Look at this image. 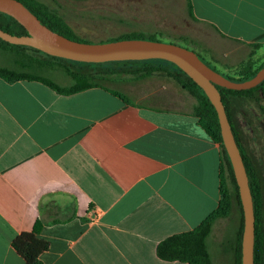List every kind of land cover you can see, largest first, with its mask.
Returning a JSON list of instances; mask_svg holds the SVG:
<instances>
[{
  "label": "crops",
  "instance_id": "1",
  "mask_svg": "<svg viewBox=\"0 0 264 264\" xmlns=\"http://www.w3.org/2000/svg\"><path fill=\"white\" fill-rule=\"evenodd\" d=\"M190 2L187 16L208 30L192 37L198 53L221 71L218 59L238 64L250 44L264 53V0ZM143 97L0 77V264H26L12 241L36 221L42 264H188L160 259L157 245L220 204V147L181 88Z\"/></svg>",
  "mask_w": 264,
  "mask_h": 264
},
{
  "label": "trees",
  "instance_id": "2",
  "mask_svg": "<svg viewBox=\"0 0 264 264\" xmlns=\"http://www.w3.org/2000/svg\"><path fill=\"white\" fill-rule=\"evenodd\" d=\"M18 1L51 30L70 39L81 41L57 9L49 7L39 0ZM186 10L188 16L196 20L192 13L190 0H186ZM0 28L16 35H25L27 33L25 28L13 17L2 12H0ZM127 38L130 37L124 35L112 38L110 41ZM249 46L250 50L247 58L238 64L237 78L224 75L216 69L214 70L235 81H243L253 77L264 65V61L258 62L254 59L255 49L261 47V45L250 44ZM0 50L6 53L11 61L8 65L0 64V77L2 79L7 82L19 80L37 81L48 86L56 93L64 95L92 87H100L119 97L123 102L131 103V100L125 94L117 89L108 87L103 82L117 80L124 74L135 78H142L157 71L165 72L172 76L185 91L194 97L193 116L196 117L198 124L209 137L219 144V178L222 198L217 208L196 227L186 232L173 234L162 240L157 245V255L164 261H179L188 264H213L207 240L217 219L226 216L230 210L236 209L239 215V222L230 249L233 255V264H241L243 212L232 167L222 143L217 113L204 91L184 71L174 63L158 58L105 62L75 61L46 54L31 46L10 44L2 39H0ZM197 55L200 57L199 53ZM54 70H60L68 78L69 82L61 84L54 80L49 75ZM216 87L220 93L227 119L248 176L255 215L254 264H264L263 179L259 168L245 154L240 145L239 135L241 130L234 119L242 101L259 103L264 99V80L254 87L242 90L228 89L218 85ZM40 230L41 224L36 221L29 232L19 234L12 241L13 248L26 264H42L38 256L47 249L49 243L39 238Z\"/></svg>",
  "mask_w": 264,
  "mask_h": 264
},
{
  "label": "rangeland",
  "instance_id": "3",
  "mask_svg": "<svg viewBox=\"0 0 264 264\" xmlns=\"http://www.w3.org/2000/svg\"><path fill=\"white\" fill-rule=\"evenodd\" d=\"M39 1L65 15L75 28L74 32L78 39L83 42L103 43L112 38L127 35L131 39L172 43L195 53L204 52V49L201 48V42L192 37L201 33L206 35L208 30L204 25L193 22L187 16L184 0ZM200 57L212 69L233 78L238 77L237 67L239 63L235 65L224 64V60L218 59L220 62L218 66L222 72L217 65L206 60L202 55ZM255 57L254 59L258 62L264 61V53L259 58ZM10 63L8 55L0 50V64L8 65ZM49 75L61 84L69 82L60 70L51 71ZM167 83L184 90L172 76L160 71L142 78L124 74L117 80L103 82L108 87L119 90L135 103L144 102L143 96L147 90ZM185 92L189 94L187 91ZM190 96L195 103L194 97ZM234 119L241 130L240 145L245 154L259 168L264 189V99L259 103L242 101ZM238 222L239 215L236 209L230 210L226 216L218 218L215 222L207 240L208 250L214 264H233L230 246L234 240Z\"/></svg>",
  "mask_w": 264,
  "mask_h": 264
},
{
  "label": "water",
  "instance_id": "4",
  "mask_svg": "<svg viewBox=\"0 0 264 264\" xmlns=\"http://www.w3.org/2000/svg\"><path fill=\"white\" fill-rule=\"evenodd\" d=\"M0 12L13 17L27 32L16 35L0 28V39L10 44L27 45L52 56L82 62L158 58L172 62L184 71L204 91L216 110L222 143L232 167L243 212L241 264H254L255 215L248 176L216 86L235 90L254 87L264 80V65L253 77L235 81L209 67L194 51L176 44L131 38L103 43L73 40L41 23L18 0H0Z\"/></svg>",
  "mask_w": 264,
  "mask_h": 264
},
{
  "label": "built area",
  "instance_id": "5",
  "mask_svg": "<svg viewBox=\"0 0 264 264\" xmlns=\"http://www.w3.org/2000/svg\"><path fill=\"white\" fill-rule=\"evenodd\" d=\"M94 221L93 219L90 220V222Z\"/></svg>",
  "mask_w": 264,
  "mask_h": 264
}]
</instances>
